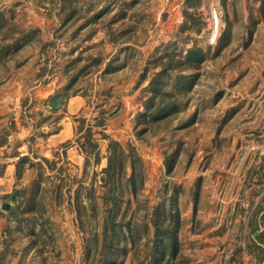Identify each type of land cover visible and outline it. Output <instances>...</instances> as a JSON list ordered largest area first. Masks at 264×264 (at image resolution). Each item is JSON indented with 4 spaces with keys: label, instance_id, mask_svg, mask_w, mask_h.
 Segmentation results:
<instances>
[{
    "label": "rangeland",
    "instance_id": "1",
    "mask_svg": "<svg viewBox=\"0 0 264 264\" xmlns=\"http://www.w3.org/2000/svg\"><path fill=\"white\" fill-rule=\"evenodd\" d=\"M262 213L264 0H0V264H264Z\"/></svg>",
    "mask_w": 264,
    "mask_h": 264
},
{
    "label": "trees",
    "instance_id": "2",
    "mask_svg": "<svg viewBox=\"0 0 264 264\" xmlns=\"http://www.w3.org/2000/svg\"><path fill=\"white\" fill-rule=\"evenodd\" d=\"M112 144L114 145V144H116V142H113ZM114 160H115V149H114V147H111V154L108 157V164L104 169L106 171V173L109 175L112 174L113 171L115 170ZM262 214L264 215V213H262Z\"/></svg>",
    "mask_w": 264,
    "mask_h": 264
},
{
    "label": "bare ground",
    "instance_id": "3",
    "mask_svg": "<svg viewBox=\"0 0 264 264\" xmlns=\"http://www.w3.org/2000/svg\"><path fill=\"white\" fill-rule=\"evenodd\" d=\"M216 20L214 21V28H213V35H215V31H216Z\"/></svg>",
    "mask_w": 264,
    "mask_h": 264
}]
</instances>
